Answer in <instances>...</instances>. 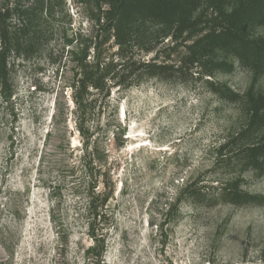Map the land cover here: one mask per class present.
Returning <instances> with one entry per match:
<instances>
[{"label":"rangeland","instance_id":"obj_1","mask_svg":"<svg viewBox=\"0 0 264 264\" xmlns=\"http://www.w3.org/2000/svg\"><path fill=\"white\" fill-rule=\"evenodd\" d=\"M67 1L70 32L87 36L84 8ZM56 38L53 59L46 49L13 56L11 96L0 94V264H264V171L216 154L243 121L241 104L198 74L146 76L127 88L110 81L109 93L89 94L98 107L86 148L73 64ZM112 45L106 53L118 60ZM165 49L158 61H177L180 51ZM230 60L234 70L216 73L214 84L242 98L264 92V73ZM226 184L257 197L230 203L218 196ZM93 192L106 199L104 243L91 235Z\"/></svg>","mask_w":264,"mask_h":264},{"label":"trees","instance_id":"obj_2","mask_svg":"<svg viewBox=\"0 0 264 264\" xmlns=\"http://www.w3.org/2000/svg\"><path fill=\"white\" fill-rule=\"evenodd\" d=\"M82 6L92 23L87 36L83 31L70 32L72 19L67 0H0V94L11 96V59H30L48 51L60 37L63 56L73 64L71 90L76 105L77 127L86 141L92 142L87 117L98 107L92 90L110 92L109 82L131 87L144 77L187 80L198 74L211 89L237 101L242 106L243 121L216 150L219 158H237L241 165L264 171V92L251 90L245 98L228 86L222 88L210 79L218 72H232L236 58L257 77L264 73V34L252 33L264 26V0H73ZM117 46L119 59L110 58L106 49ZM173 44V45H171ZM180 51L177 61H158L161 49ZM182 48V50H180ZM108 50V49H107ZM157 52L158 57L142 61L133 55ZM170 57V53L168 54ZM61 63V62H60ZM225 97V96H224ZM258 140H257V139ZM226 184L219 197L239 204L254 195ZM95 191V190H93ZM193 198L199 197L194 189ZM93 192L89 208L93 239L104 243V232L97 230L104 221L106 199ZM104 247V246H103Z\"/></svg>","mask_w":264,"mask_h":264}]
</instances>
